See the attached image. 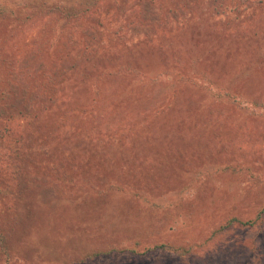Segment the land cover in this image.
Returning <instances> with one entry per match:
<instances>
[{
    "label": "rangeland",
    "instance_id": "374dc122",
    "mask_svg": "<svg viewBox=\"0 0 264 264\" xmlns=\"http://www.w3.org/2000/svg\"><path fill=\"white\" fill-rule=\"evenodd\" d=\"M4 4L0 51L69 52L75 69L40 128L16 118L12 138H33L0 181V264H109L87 255L112 243L171 245L137 264H264V0ZM94 81L108 90L88 116Z\"/></svg>",
    "mask_w": 264,
    "mask_h": 264
},
{
    "label": "trees",
    "instance_id": "16d2710c",
    "mask_svg": "<svg viewBox=\"0 0 264 264\" xmlns=\"http://www.w3.org/2000/svg\"><path fill=\"white\" fill-rule=\"evenodd\" d=\"M12 13V6L0 5L2 16L5 14L8 17ZM27 19L30 21L31 17H27L24 21H28ZM9 53V51H0V181L3 183L7 181L10 188L11 183L17 180L19 175L25 173L22 165L26 164L30 156L26 144L30 143L33 138V134H29L25 141L21 138L18 140L12 138L19 133L18 128L15 127L16 118L20 117L28 124L30 123L31 127L37 128L41 125V119L44 118L40 114L42 111H48L54 103H57L59 90H61L60 87L66 74L75 69L73 63L75 57H72L73 54L71 55L69 52H57L56 54L51 48L42 50L40 53H36L34 50L25 52L18 61L10 59ZM80 54L78 53V55ZM97 70L98 68H89L91 74L96 73ZM87 71H85L86 77H89ZM104 73L105 70H102L97 74V80L104 78ZM98 84L95 81L89 84V88L94 94L91 96L90 102L88 101L79 107L81 112H86L88 116L96 112L100 113L98 110H101V104L105 101L103 94L107 92L108 88L103 89L105 91L100 93L102 86H98ZM61 110L63 109L60 108L57 111L61 112ZM64 111L66 114L69 112L68 110ZM57 118L59 124L66 123L63 122V114H59ZM21 137L24 139L23 134ZM35 170L34 166L33 172ZM34 173L28 175L33 177V180L39 179V171L36 170ZM7 178L9 179L7 180ZM53 189L55 190V186ZM263 216L264 208L258 213L257 220L263 219ZM244 223L254 224L252 221ZM7 232H9L8 229L3 228L0 224V261L3 256L10 255L11 246ZM137 245L133 248H118L114 243L106 244V246L102 245V247L90 251L87 257L97 260L110 257L112 261L109 264H137L140 262L141 256H153L171 247L165 243H154L146 250H142L137 248ZM125 252L129 254L124 261L113 263L119 254Z\"/></svg>",
    "mask_w": 264,
    "mask_h": 264
}]
</instances>
